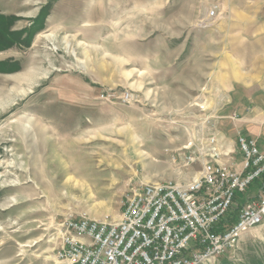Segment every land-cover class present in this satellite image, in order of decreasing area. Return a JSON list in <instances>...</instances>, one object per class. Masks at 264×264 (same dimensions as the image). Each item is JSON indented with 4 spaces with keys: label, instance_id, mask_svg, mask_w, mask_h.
<instances>
[{
    "label": "rangeland",
    "instance_id": "374dc122",
    "mask_svg": "<svg viewBox=\"0 0 264 264\" xmlns=\"http://www.w3.org/2000/svg\"><path fill=\"white\" fill-rule=\"evenodd\" d=\"M231 7L0 0V264H69L57 257L63 219L118 220L136 186L199 175L189 141L230 138L218 73L231 67ZM204 264H264V225Z\"/></svg>",
    "mask_w": 264,
    "mask_h": 264
},
{
    "label": "built area",
    "instance_id": "2783aa9c",
    "mask_svg": "<svg viewBox=\"0 0 264 264\" xmlns=\"http://www.w3.org/2000/svg\"><path fill=\"white\" fill-rule=\"evenodd\" d=\"M237 147L238 162L225 135H198L184 147L185 166L200 167L197 177L136 186L118 220L63 219L57 257L69 264H204L232 252L264 225V151L242 134Z\"/></svg>",
    "mask_w": 264,
    "mask_h": 264
},
{
    "label": "crops",
    "instance_id": "0c3cea01",
    "mask_svg": "<svg viewBox=\"0 0 264 264\" xmlns=\"http://www.w3.org/2000/svg\"><path fill=\"white\" fill-rule=\"evenodd\" d=\"M231 16L232 49L225 50L231 67L218 75L233 113L218 117L229 123L228 140L238 162L239 134L256 139L264 151V0H232Z\"/></svg>",
    "mask_w": 264,
    "mask_h": 264
},
{
    "label": "trees",
    "instance_id": "16d2710c",
    "mask_svg": "<svg viewBox=\"0 0 264 264\" xmlns=\"http://www.w3.org/2000/svg\"><path fill=\"white\" fill-rule=\"evenodd\" d=\"M0 19H1V21H0V23H6L1 17H0ZM8 34H6V30L5 29H2L1 27H0V46H4V45H1V42L3 43V44H5V45H7V43H8V36H7ZM5 42V43H4ZM21 42V41H20ZM11 44V43H10ZM10 44H9V46H10ZM5 47V46H4Z\"/></svg>",
    "mask_w": 264,
    "mask_h": 264
}]
</instances>
